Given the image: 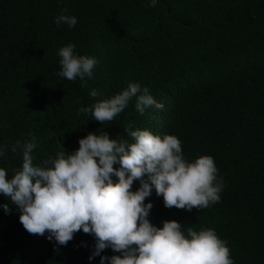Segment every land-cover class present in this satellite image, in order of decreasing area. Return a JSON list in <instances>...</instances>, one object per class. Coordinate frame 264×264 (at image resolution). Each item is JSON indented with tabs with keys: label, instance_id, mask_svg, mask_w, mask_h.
I'll return each mask as SVG.
<instances>
[{
	"label": "trees",
	"instance_id": "1",
	"mask_svg": "<svg viewBox=\"0 0 264 264\" xmlns=\"http://www.w3.org/2000/svg\"><path fill=\"white\" fill-rule=\"evenodd\" d=\"M149 2L0 0V167L9 178L22 168V153L11 148L30 134L37 140L35 166L75 151L90 132L129 143V126L174 135L189 162L201 155L214 159L224 187L219 202L191 211L165 207L153 188L145 199L153 205L150 223L175 220L185 236L190 227L212 229L233 264H264V0ZM64 9L77 18L75 27L54 22ZM69 43L76 55L97 61L86 87L79 77L56 75L58 49ZM130 82L148 88L164 107L141 114L133 97L106 124L79 112ZM93 89L96 97L89 95ZM139 186L134 181L132 190ZM19 216L0 193V264H100V256L120 255L109 247L89 260L93 235L81 230L59 245L47 233L29 234Z\"/></svg>",
	"mask_w": 264,
	"mask_h": 264
},
{
	"label": "clouds",
	"instance_id": "2",
	"mask_svg": "<svg viewBox=\"0 0 264 264\" xmlns=\"http://www.w3.org/2000/svg\"><path fill=\"white\" fill-rule=\"evenodd\" d=\"M157 0L148 6L155 7ZM64 9L54 17L57 26L73 28L77 18ZM71 43L58 49L60 70L56 75L69 81L79 77L86 87V78L93 74L97 61L87 55H76ZM89 95L96 97L93 89ZM135 97V109L143 114L147 108L162 109L148 88L129 83L127 88L111 98L100 100L91 107H82L81 113L108 123L122 113ZM133 142L109 138L108 133H88L79 139V148L55 158L33 164L32 152L37 147L34 134L21 143L16 141L11 151L22 153V168L11 178L0 167V193L17 206L19 221L32 235L55 240L67 245L76 232L83 231L95 237V248L89 260L106 249L120 255L100 256V264H233L230 250L214 230L195 231L181 224L165 220L162 227L150 223L153 207L145 199L152 194L163 197L165 207L177 209L207 208L220 201L224 187L218 178L214 159L201 155L194 161L186 160L180 140L170 134L163 137L149 130L124 129ZM63 148V146H62ZM5 149L0 148V155ZM119 163V168L114 164ZM112 175L118 177L113 182ZM140 186L132 190L133 182ZM9 211V205H3Z\"/></svg>",
	"mask_w": 264,
	"mask_h": 264
}]
</instances>
